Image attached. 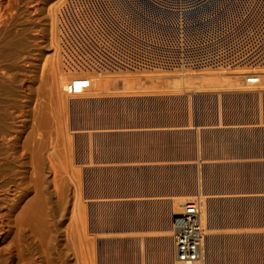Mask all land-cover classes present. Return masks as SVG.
Segmentation results:
<instances>
[{"label": "rangeland", "instance_id": "obj_1", "mask_svg": "<svg viewBox=\"0 0 264 264\" xmlns=\"http://www.w3.org/2000/svg\"><path fill=\"white\" fill-rule=\"evenodd\" d=\"M55 1L9 0L8 14L0 25V32L3 33L0 34L2 43H0V53L5 51V55L0 54L1 58L3 56L0 59V65L6 72L5 76L0 77V108H7L11 115L9 123L12 128H16L19 121L29 123L33 111L39 110V104L48 101L47 99L45 101V98L41 99L45 97L44 95L38 97V91H40L38 75L41 73L43 63L47 64L46 49L57 51V44L54 41L56 40L53 28L54 18L51 17L57 3L53 5L50 12L48 10V6ZM51 41L54 42L51 43ZM57 58L59 60V57ZM59 64L61 65L60 60ZM207 70L217 72V70L209 69L190 71ZM46 74L45 70L43 75ZM232 81V79H226L228 89L201 87L197 81L186 84L192 87L183 85L184 87L178 90L164 87V85L159 86L154 82L143 88L134 85L136 87L132 89H124L121 86H116V89L104 79L103 85L107 89L97 92V96L103 102L98 108L92 104L85 110L81 109L82 111L65 109V112L64 109L58 106L54 108L48 103L49 106L46 104L48 107L44 105V108L47 109L46 112L51 110V115L50 113L48 115L52 122L68 130L64 131L61 138L62 148L70 150L73 157H80L78 168L83 164L91 165L92 170L84 183L82 177L83 188L87 186L85 189H88L89 199L140 200L145 198L148 200L154 197L166 198L181 189L192 190L195 200L200 202L204 197L207 205L211 206L210 209L216 220L214 219L210 232H218L217 235L239 233L245 237L247 235L252 237L242 240L236 252L232 251V253L225 247L220 251L217 250L214 260L209 261V258H206L208 264H264V200L256 201L254 209H250L245 202H241L234 211L227 212L220 199H216L222 194V196H239V194L244 196L252 193V195L264 196V108L261 103L256 104L257 101L239 97L237 90L232 89L234 85ZM254 88L257 87L249 89L255 90ZM41 93L39 96L42 95ZM123 95L136 97V99L126 103L125 100L117 99ZM174 95L179 97L176 98ZM171 96L174 98H170ZM65 97L67 99V96ZM56 108L60 109V112ZM53 111L57 112L58 116ZM90 122L92 125L89 124ZM65 132L69 136H66ZM80 132H104L106 137L97 141L86 137L83 139L79 136ZM77 137L80 140L76 141ZM105 141L108 143L106 144ZM206 164L214 165L216 174L218 170L232 164L231 166L237 171H233L234 175L227 177L226 180L233 182L223 184L225 177L221 178L218 174L208 177ZM100 178H102L101 181ZM234 182H238V185ZM158 203L156 202L153 206L152 202L147 204L139 202L143 206H139V211L135 209L134 204L126 205L127 207L124 205L108 208L104 212L101 210L105 215L102 214L101 220L109 219L103 223L105 227L103 225L102 230L97 211L93 209L91 212L88 208L87 234L90 242L88 243L90 249L87 254L88 264H171L162 261L154 243L149 245L132 243V239L156 236L163 231H160L159 226L154 222L161 219L162 211L159 209L161 210L164 205L161 202ZM113 214L114 216H111ZM99 235H106L103 243H100ZM117 236L124 239L122 242L112 243ZM206 257L209 255L207 254Z\"/></svg>", "mask_w": 264, "mask_h": 264}, {"label": "bare ground", "instance_id": "obj_2", "mask_svg": "<svg viewBox=\"0 0 264 264\" xmlns=\"http://www.w3.org/2000/svg\"><path fill=\"white\" fill-rule=\"evenodd\" d=\"M62 1L63 0H56L54 3L52 2L53 4L51 3L48 6V10L50 12L54 7L53 5L57 3L55 12L53 11V14L51 16L52 18H54V21L53 19L52 21L54 22L53 28L55 30L54 33L56 35L54 39L56 40L54 39L53 40L56 41L55 43L57 44V51L49 48L46 49L45 59L47 60L45 62H47V64L43 63V66L41 67L40 70L41 73L38 75L39 76L38 81L40 83L39 86L40 88L38 87V90L40 89V91L37 90L39 92L38 97H43L44 95L45 97L41 99L44 100L45 98V101L46 99L48 101L46 103L43 101L44 103L39 104L40 105L39 110L33 111L29 123L28 121L27 122L19 121L18 122L19 124L16 128H12L10 126L9 121L11 120V115L8 113L7 108L5 107L0 108V264H88L87 254L88 251L90 250L88 247V243L90 242L88 239L89 235L87 234V231L89 229L87 209L89 208L90 209L89 211L91 212L93 209L97 211V217L99 219L100 222L99 224L101 225L99 226L101 229L104 225L103 223H105L107 220V219L101 220V216L102 214L104 215L103 212L105 210L112 207L115 208L124 205L126 206L130 204H134L136 206V208L135 207L134 208L137 211H139V206H142L139 204V202H142V204L144 202L146 204L147 202H152L151 205L153 206L156 204V202L157 203L161 202L162 204H164L163 208H161V210L159 209V211H162L161 219L154 221L156 222V225L159 226L158 229L160 231L161 230L163 231L159 232V234H157L156 236L153 235L152 237L132 239V243L134 245H149L154 243L157 247V252L160 258L164 263L182 264L179 263L175 257V248L172 240L171 222L173 217H175L182 211L183 204L191 200L194 201L196 199L192 196V192H191L192 190L181 189L180 191H176L175 193L170 194L169 197L166 198L154 197L153 199L149 198L148 200H145V198L140 200H136V199L118 200V199H97V198L93 199L91 197H90L91 199H89L87 193L88 189L87 190L85 189L87 186L83 188L84 187L83 183L85 182L84 180L88 178L87 177L88 173L92 170L91 165L87 166L86 164L85 165L83 164L80 168H78V165L80 164V157L78 156L73 157V155L70 154L72 153L70 150L68 151L67 149L62 148L61 138L64 134V131L67 132L68 130H65L64 129L65 127L62 128L61 127L62 125L60 124L57 125L55 124V122H52L53 120L49 118V116L51 115L50 113L51 110L49 112H46L45 110L47 109L44 108V105L48 103L52 105L54 108L55 106H58V108L60 109H64V110L70 109L71 111H79L81 109L85 110L91 107L92 104H94V107L98 108V106H100L102 102L101 101L102 99H100V97L97 96L98 95L97 92H99L101 89H107L103 85L104 79L106 80V82L107 81L109 82V85L115 87L121 86L124 89H132L133 87H136L134 85H138L140 88H143L146 87L147 85H152V82H154L156 85L159 86L164 85V87L167 88L170 87L172 89H178V90L184 87L183 85L192 84L197 81L198 83H200L201 87L204 86L207 88L214 87V88L228 89L229 87L226 86V79H232L233 80L232 82H234V85H232L233 86L232 89H235V91L237 90V94L239 95V97L248 98L251 101H257L256 104L261 103V106H263L264 108V71H254V72L232 71L231 72V71L217 70V72H215V71L207 70V71L195 72V71H190V69H178L172 71H142V72L118 71V72L108 73L103 76L101 75L95 76L92 73L86 72L84 75H86L90 80L89 88L83 91L79 95H68L65 92V89L66 86L69 84V82L73 80V75L66 74L65 72L64 64L62 62L60 51L58 48L57 33L55 28L56 27L55 13L57 7ZM131 1L132 2L139 1L140 4L143 3V0H131ZM8 9H9V0H0V25L5 20L8 14ZM0 34L2 35L3 33L0 32ZM54 41H51V43ZM4 48L5 47H3V49ZM57 57H59L61 65L59 64V60ZM2 58L0 55V59ZM45 70L47 74L43 75V72ZM250 74H256L259 77L260 82L258 85L249 84L244 81L245 76ZM5 75H6L5 69L0 65V77H3ZM252 87H257L258 89L257 88H254L255 90L249 89ZM35 92L36 91H34V93ZM40 92H42L41 96H39ZM64 95L67 96V99ZM174 96L177 98L178 95H174ZM174 96H171L170 98L172 97L174 98ZM117 99L122 101L125 100L126 103V101L131 102V100L136 99V97H132V96L127 97L126 95H123L117 97ZM49 113L50 115H48ZM53 113L55 112L53 111ZM55 114L57 115L58 113L56 112ZM260 114L263 113L260 112ZM92 115L93 114H91V116ZM89 124L92 125L91 122ZM104 132H95V133L80 132L79 136H82L83 139L84 137H86L97 141V139L102 140V138L106 137L105 136L106 134ZM66 134H67L66 136H69L68 133ZM72 139L74 140V138ZM77 139L79 138L77 137L76 141ZM107 143L108 142H106V144ZM73 144L75 143L73 142ZM102 156H104V154ZM231 165L232 164H228V166L223 167V169H221L222 168L221 167L220 168L221 170H218L217 174L221 176V178L223 176L225 177V181L222 182L223 184H228V183L231 184V182H233V181L229 182V180H226L227 177L233 176L234 172L237 171ZM207 166H208V177H213L214 175H217L216 168L214 167V165L209 164ZM105 170L108 171L107 169ZM82 177H83V183H82ZM101 179L102 178H100V181ZM209 180H211V178ZM94 181H98V180H94ZM223 184L222 186H225ZM226 193L227 192H225L224 194ZM240 193L244 194L247 192H240ZM233 194H235V192H233ZM222 195L221 197H218L216 199L218 200L220 199V202H222L223 204L224 210L227 212L234 211L236 209V206L239 205L241 202H245V204H247L248 207H250V209H254L255 207L254 203H256V201L259 202L261 200H264V196L262 195L258 196V194L252 195V193L251 195L246 194L244 196H240V194L239 196L238 195L222 196ZM195 201H197L200 207L201 220L206 228V236L202 244L200 259L194 264H208L206 258H209V261L214 260V256L216 255L215 252L217 250L220 251V249L224 247L231 252L232 251L236 252L237 247L241 244V241L246 240L245 238L247 237L249 238L251 237L249 235L245 237L244 235L239 233H227V234L217 235L216 233L218 232L215 233L210 232L211 231L210 229L212 228L215 219L213 217V211L212 209H210L211 206L207 205L204 197L200 200V202L198 200ZM101 210L103 212H101ZM111 216H114V214ZM93 225L94 224H92V226ZM105 236L99 235L98 238L100 243L101 242L103 243L104 240H106L104 238ZM123 239L124 238L117 236L115 242L112 243H116L118 241L122 242ZM119 247L121 248V246ZM135 251L137 250L135 249ZM89 253H90L89 255H91V252ZM207 254L209 255V257H206Z\"/></svg>", "mask_w": 264, "mask_h": 264}, {"label": "built area", "instance_id": "obj_3", "mask_svg": "<svg viewBox=\"0 0 264 264\" xmlns=\"http://www.w3.org/2000/svg\"><path fill=\"white\" fill-rule=\"evenodd\" d=\"M55 24L73 75L68 95L89 88L86 72L264 71V0H63ZM246 76L259 84L256 74ZM171 223L176 260L199 261L206 228L197 201Z\"/></svg>", "mask_w": 264, "mask_h": 264}]
</instances>
